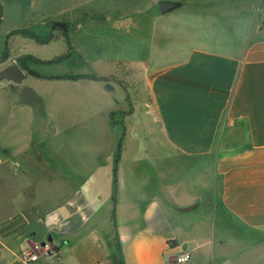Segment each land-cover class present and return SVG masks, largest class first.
I'll list each match as a JSON object with an SVG mask.
<instances>
[{
  "label": "crops",
  "instance_id": "crops-1",
  "mask_svg": "<svg viewBox=\"0 0 264 264\" xmlns=\"http://www.w3.org/2000/svg\"><path fill=\"white\" fill-rule=\"evenodd\" d=\"M60 1L24 0L34 20L11 7L7 28L76 26L80 16ZM143 1L150 10L159 0ZM194 1L186 16L155 14L144 57L121 58L149 93L142 110L159 134L153 151L135 124L119 136L112 114L130 112L129 93L113 76L116 104L95 133L110 136L106 152L64 153L58 130L46 137L37 125L38 159L27 151L36 128L25 122V152L0 153V264H114L115 255L123 264H174L185 252L187 264H264V0ZM85 17L105 22L111 15L94 9ZM118 18L116 27L124 26ZM159 35L168 45L155 51ZM27 107L20 112L34 113ZM47 242L58 257L23 254Z\"/></svg>",
  "mask_w": 264,
  "mask_h": 264
},
{
  "label": "rangeland",
  "instance_id": "rangeland-1",
  "mask_svg": "<svg viewBox=\"0 0 264 264\" xmlns=\"http://www.w3.org/2000/svg\"><path fill=\"white\" fill-rule=\"evenodd\" d=\"M23 1L1 0L0 2L3 8V20L0 24V57L8 56L7 60L0 64V69L23 57L37 76L28 75L20 83L0 80V153L5 157H12L16 149L19 153L23 149L25 152V145L21 144L25 142V135L23 136L22 132L25 122L29 124V127L34 126L36 129L37 125L42 126L46 137L49 134L48 131L57 129L58 136L54 137L56 142L58 144L61 142L63 152L73 154L72 156L79 155L85 158L96 148L106 152L110 136L96 139L95 133L99 125H102L105 130V123L109 121V113L106 110L116 104L114 100L117 99V96L115 97L117 94L114 91L120 88L112 80H95L77 76L109 79L117 76L119 78V81L116 80L117 83L120 86H126V91L129 93L128 107L132 109V111L129 109L128 114L119 112L112 114L119 136L123 135L127 127L131 128L130 125L135 124L136 137L145 139L153 151L155 139L159 137V134L153 130L150 116L142 110L149 101V93L139 71L129 69L121 58L144 57L157 17L154 15L160 14L158 2L153 9L147 10L149 1L143 0H62L60 7L70 8L77 18L80 16L76 22V28H72L71 25L69 28L71 32L66 37L62 31L55 32L51 36V28H39L36 33L41 38L49 40L53 38L49 43H38L31 40L30 36L21 33L24 30L33 32L36 28H7L12 22H8L5 10L11 7L23 16V20L26 17H29L30 21L34 20L22 9ZM178 1L182 3V6L161 15L163 19H170L177 14L186 16L189 5L195 2L194 0ZM224 2L225 0H212L209 3L213 7ZM51 4L53 8L50 11H55L57 4L53 2ZM94 9H107L111 17L105 22L91 21L89 17H85V13L93 12ZM82 13L84 14L81 15ZM36 14H39L38 11ZM120 16L123 17L125 25L116 27L115 20L120 19L118 18ZM95 17L100 19L99 16ZM183 29L181 28L178 34L184 32L185 29ZM206 29L209 30V28ZM211 29L214 30V28ZM160 30L161 28H157V31ZM181 35L184 34L181 33ZM162 36L159 35L155 42V51L158 48L165 50L168 45ZM224 36L228 37L229 34L225 33ZM209 42L215 43L216 38L211 36ZM70 46L74 50L71 58L59 59L67 53ZM27 53L51 62L28 60L25 58ZM128 70L129 80H122L125 78L123 73ZM119 104L124 105L123 102ZM25 105H28V110L32 108L34 113L20 112L19 107ZM16 106L19 111L15 113ZM133 111L134 113L131 114ZM15 122L19 128L17 136L11 129V127L14 128ZM36 129L33 135L30 132L33 138L31 137V145L27 151L28 154L40 159L43 153L40 141L43 138H41V131ZM130 136L132 134L127 138ZM38 251L40 252L39 249Z\"/></svg>",
  "mask_w": 264,
  "mask_h": 264
},
{
  "label": "flooded vegetation",
  "instance_id": "flooded-vegetation-1",
  "mask_svg": "<svg viewBox=\"0 0 264 264\" xmlns=\"http://www.w3.org/2000/svg\"><path fill=\"white\" fill-rule=\"evenodd\" d=\"M17 28H29L27 26H22V27H17ZM46 28H51V32L53 36V33L55 32H60L62 31L65 35V37L71 32L69 30V28H71L70 24H66V22L63 21H51L48 23ZM72 28H76L74 25ZM22 34H26L28 36H30L31 38H33L34 40H36L38 43H49L51 41V39L53 37H51V39L48 42H45L46 39L41 38L39 35H37L35 32H28L26 30L21 32ZM74 50H72V47L70 46L69 50L67 51V53H64L59 59H69L71 58L72 54H73ZM8 56L5 57H0V64L4 63L7 60ZM25 58H28V60H32V61H36V62H45L46 60H42L37 58L36 56H34L33 54L27 53ZM54 60V59H53ZM46 62H51V61H46ZM9 65H15L18 66L19 68H21L23 71H25V73L28 75H34L37 76L36 72L33 71V68L25 62L24 58H20L18 61L14 60L13 62L5 65L4 67H2L1 69L9 66ZM41 76V75H40Z\"/></svg>",
  "mask_w": 264,
  "mask_h": 264
},
{
  "label": "water",
  "instance_id": "water-1",
  "mask_svg": "<svg viewBox=\"0 0 264 264\" xmlns=\"http://www.w3.org/2000/svg\"><path fill=\"white\" fill-rule=\"evenodd\" d=\"M182 3L178 0H159L158 7L162 13H167L176 8L181 7ZM3 18V8L0 5V23ZM21 31V30H20ZM49 39L45 40L48 42ZM27 77L25 71L15 65H9L3 69H0V80H9L15 83L22 82ZM78 78H90L95 80H108L109 78L95 77V76H77Z\"/></svg>",
  "mask_w": 264,
  "mask_h": 264
},
{
  "label": "built area",
  "instance_id": "built-area-1",
  "mask_svg": "<svg viewBox=\"0 0 264 264\" xmlns=\"http://www.w3.org/2000/svg\"><path fill=\"white\" fill-rule=\"evenodd\" d=\"M40 250V252L38 251ZM41 252H45L50 257H58L59 252L57 248L50 243L45 244H36L33 248L29 247L24 250L23 254L28 260H36L39 257ZM191 259V254L189 252H185L179 255L174 256L173 262L174 264H187Z\"/></svg>",
  "mask_w": 264,
  "mask_h": 264
},
{
  "label": "trees",
  "instance_id": "trees-1",
  "mask_svg": "<svg viewBox=\"0 0 264 264\" xmlns=\"http://www.w3.org/2000/svg\"><path fill=\"white\" fill-rule=\"evenodd\" d=\"M114 264H123V259L120 255H115Z\"/></svg>",
  "mask_w": 264,
  "mask_h": 264
}]
</instances>
